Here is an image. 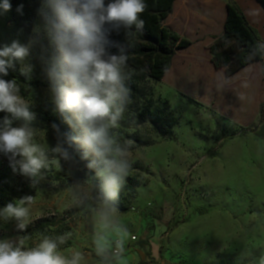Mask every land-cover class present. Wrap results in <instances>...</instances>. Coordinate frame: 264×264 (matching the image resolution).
<instances>
[{"label": "rangeland", "instance_id": "1", "mask_svg": "<svg viewBox=\"0 0 264 264\" xmlns=\"http://www.w3.org/2000/svg\"><path fill=\"white\" fill-rule=\"evenodd\" d=\"M177 11L175 4L163 25L195 39L204 24L199 21L185 30L183 19L174 15ZM37 53L34 48L31 80L20 71L17 80L37 114L36 142L51 148L56 144L51 125L38 118L39 108L53 104ZM139 88L141 98H132L120 127L113 130L121 144L135 141L129 157L135 194L120 191L113 211L101 199L100 181L94 175L75 180V163L62 160L51 164L33 188L0 153L1 202L35 197L27 230L18 232L14 222L0 221V239L27 236V243L35 246L44 235L70 233L61 254L71 257L79 252L80 264H260L264 257V138L256 134L264 132L260 117L255 121L226 117L218 108L225 107L223 102L204 103L184 91L168 92L161 81L147 80ZM228 91L231 101V87ZM143 142L149 144L142 146ZM49 158L56 159L51 152ZM151 249L157 252V261L151 260Z\"/></svg>", "mask_w": 264, "mask_h": 264}, {"label": "clouds", "instance_id": "2", "mask_svg": "<svg viewBox=\"0 0 264 264\" xmlns=\"http://www.w3.org/2000/svg\"><path fill=\"white\" fill-rule=\"evenodd\" d=\"M146 8L145 0H38L37 19L27 42L16 38L0 45V112L5 113L0 120V153L33 188L51 164L87 161L85 167L100 181L103 203L116 210L115 202L133 168L129 157L135 141L126 139L121 144L113 130L120 127L132 102L129 82L134 69L129 66L126 47L111 51L116 46L111 36L123 31L130 37L142 31L141 15ZM11 10V0H0V15ZM16 12L24 14L23 3ZM34 48L53 111L70 129L62 131L53 122L56 144L51 148L36 142L37 114L22 95L21 84L16 78H5L19 64L20 74L31 80ZM49 152L56 159H50ZM34 199L24 195L9 202L0 208V221L14 222L18 232L26 231ZM69 238L70 233L44 235L35 246L27 243V236L0 239V264H80L79 252L71 257L61 254Z\"/></svg>", "mask_w": 264, "mask_h": 264}, {"label": "trees", "instance_id": "3", "mask_svg": "<svg viewBox=\"0 0 264 264\" xmlns=\"http://www.w3.org/2000/svg\"><path fill=\"white\" fill-rule=\"evenodd\" d=\"M175 0H145L147 8L141 15L144 20V28L140 32H134L130 37H125L123 31L120 34L113 33L112 41L116 45L111 49L117 52L119 46L127 48L129 53V66L134 69L129 86L132 89V98L138 101L141 98V88L147 80L161 81L171 67V62L178 50L185 49L191 43L186 39H180L174 31L166 28L163 21L171 12ZM214 0H178L176 5H206ZM264 6V0H259ZM24 4V14L16 12L19 4ZM12 10L6 15H0V45L10 43L12 39L19 38L27 42L33 22L37 19L36 9L38 0H11ZM23 29V33L20 32ZM211 62L215 69L226 68L229 76L234 75L240 69L249 64L261 61L263 58V47L259 36L254 28L247 22L241 9L232 2L227 3V15L224 22V31L216 36L209 47ZM20 65L15 70H10L6 79H17ZM54 105L39 108L38 118L42 123L51 125L57 123L62 131H70L58 115L53 111ZM4 117L0 113V120ZM171 120L169 126L173 125ZM260 123H264V103L260 106ZM248 129L244 128L243 133ZM253 132L254 130H249ZM148 142L141 143L147 146ZM75 152V146L72 149ZM78 159V157H77ZM87 161L75 163L76 169L73 173L75 180H90L93 171L85 167ZM137 182L135 177L129 176L127 183L120 191L127 193L130 197L135 194ZM9 202H1L0 208Z\"/></svg>", "mask_w": 264, "mask_h": 264}, {"label": "crops", "instance_id": "4", "mask_svg": "<svg viewBox=\"0 0 264 264\" xmlns=\"http://www.w3.org/2000/svg\"><path fill=\"white\" fill-rule=\"evenodd\" d=\"M228 2L234 3L241 9L249 25L257 32L263 47L261 61L249 64L232 76L227 74L226 68H214L209 52V47L215 37L224 31ZM175 4L177 3H173V7ZM176 9H179V12L177 11L174 15L184 20H181L183 29L190 30L193 23L199 21L204 26L200 28L199 35H195V39L179 34L180 39H186L192 45L176 52L170 69L161 80L162 86L168 92L171 89L184 91L200 102H223L225 107L218 108L220 113L226 117L240 121L259 120L260 106L264 103V6L262 3L259 0H214L203 6L176 5ZM197 12L207 14V17L201 18ZM198 39H202V41H196ZM187 57L188 59L183 61ZM229 87H231L233 95L231 101L228 95ZM256 134L264 138V132L261 129L257 130ZM158 257L157 252L151 249V260L157 261Z\"/></svg>", "mask_w": 264, "mask_h": 264}, {"label": "built area", "instance_id": "5", "mask_svg": "<svg viewBox=\"0 0 264 264\" xmlns=\"http://www.w3.org/2000/svg\"><path fill=\"white\" fill-rule=\"evenodd\" d=\"M133 239L135 240L136 238H135V237H133Z\"/></svg>", "mask_w": 264, "mask_h": 264}]
</instances>
